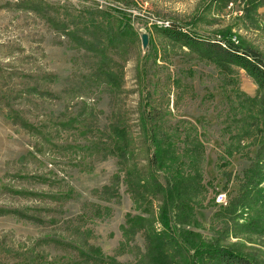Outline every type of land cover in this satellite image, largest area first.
I'll return each mask as SVG.
<instances>
[{"label":"rangeland","instance_id":"1","mask_svg":"<svg viewBox=\"0 0 264 264\" xmlns=\"http://www.w3.org/2000/svg\"><path fill=\"white\" fill-rule=\"evenodd\" d=\"M116 10L131 18L120 43L106 32L119 25ZM170 25L204 39L230 35L264 55V0H0V264H83L69 242L77 237L111 264H153L148 249L170 197L140 188L136 198L131 190L152 172L151 125L177 144L171 160H160L162 187L177 171L201 174L199 192L195 182L186 185L198 198L179 226L185 235L264 264V223L241 233L237 220L246 214L226 210L264 135V123L253 126L260 113L264 120L258 85L244 69L168 39L159 27ZM86 39L104 43L108 56ZM120 128L126 157L115 152L112 133ZM246 128L238 144L235 135ZM199 134L201 145L188 156L184 140ZM219 192L227 193L226 206L215 201ZM129 214L147 221L125 235ZM185 257L177 264H190Z\"/></svg>","mask_w":264,"mask_h":264},{"label":"trees","instance_id":"2","mask_svg":"<svg viewBox=\"0 0 264 264\" xmlns=\"http://www.w3.org/2000/svg\"><path fill=\"white\" fill-rule=\"evenodd\" d=\"M115 17L119 23L118 27L115 31L113 30L114 33L112 29H110L111 31L106 29V32L107 36H111V41L117 40L118 43H120V41L126 37V33L130 28L131 18L119 10H116ZM159 28L168 39L200 51L203 56H206L220 66H237L244 69L258 85L260 93L259 106L261 112L264 114V55L259 50L251 45L244 44L242 41L230 35H218L219 39L211 40L193 34L194 31L192 29L186 31L175 25ZM87 42L96 47L97 55L100 54L99 56L102 58L108 56L104 43H102L100 47L99 41H89L86 39L84 44L86 45ZM105 77L111 82L115 74L109 69ZM262 118L263 116L261 113L259 116L254 117L253 126H256L258 121L264 123ZM246 125H248V123ZM117 132L118 135L112 133L116 144L115 152L119 157H126L128 155V147H126L125 128H120ZM249 132L250 130L246 128L244 134L240 136L237 134L235 135L238 144L239 139L246 136ZM149 133L151 142L156 143V148L149 164V168H152V172H150L148 177L144 178V180L139 178L138 184L135 185L131 183V190L135 192L133 194L136 198L142 196L140 188H148L153 195H160L162 193V196L165 194L166 197H170V200H164L165 202H163L164 205L162 207L159 206V218L163 227L161 230L154 233V240L150 245L152 249H148V254L151 255L153 264H158V260H164L163 264H177V259L179 257H185L183 250L186 248L192 251L190 258L185 257L186 261L190 264H201L206 258L214 261L216 264H260L256 262L257 260L231 247L216 245L213 241H208L205 238L203 240L199 238L192 242L191 239L185 235L186 233L179 226L181 223H186L183 221V218L186 219L185 216L193 209L198 198L195 191L188 189L186 185L195 182L196 189H194L199 192L202 187L201 174L193 178L189 173H187V176H182L181 173L177 171L176 176H179V178H176V176L173 177L175 181L171 183L169 189L166 190L165 187H162L159 179L156 177V172L161 166L160 160L163 158L165 160H171L172 156L176 153L177 144H174L173 137L170 136L169 132H158L153 125L150 126ZM184 142H187V146H190L189 149H187V155L191 156L195 154L197 146L201 145L202 141L199 134V136L196 135L193 139H185ZM258 143H261V146L258 147L257 154L253 158L251 166L244 173L242 191L237 197H234L229 207L226 208L228 212L233 214L241 212L239 217L246 214L244 223H240L239 219L237 220V226L241 233H251V231L258 232V230L261 229L260 223H264V135L259 136ZM164 148L167 150L162 152ZM233 150L234 149L227 148L226 154L228 156L232 155ZM161 153H164V157L161 156ZM177 154H179V152H177ZM126 173L132 175L133 170L127 169ZM174 195L176 197L172 198ZM251 214H254L253 218L250 217ZM146 221V217L129 214L127 217L128 225H124L123 228L124 234H134L135 231L144 227ZM179 230L184 233L182 239L179 237ZM153 231L154 229L151 230V232ZM188 234H192V232L189 231ZM197 234L201 236V234ZM69 242L71 246L79 252L78 257L83 258V264H111L110 261L112 259L105 256L101 249L87 242H82L78 237L70 239ZM170 250L173 251L171 254L169 253ZM153 251L159 255L157 258L153 256ZM164 251L167 253L165 258Z\"/></svg>","mask_w":264,"mask_h":264},{"label":"built area","instance_id":"3","mask_svg":"<svg viewBox=\"0 0 264 264\" xmlns=\"http://www.w3.org/2000/svg\"><path fill=\"white\" fill-rule=\"evenodd\" d=\"M215 201L219 205L226 206L228 204L227 193H225V192H219V193H217L215 195Z\"/></svg>","mask_w":264,"mask_h":264},{"label":"water","instance_id":"4","mask_svg":"<svg viewBox=\"0 0 264 264\" xmlns=\"http://www.w3.org/2000/svg\"><path fill=\"white\" fill-rule=\"evenodd\" d=\"M142 41H143V47L144 48L147 47V45H148V34L144 33L142 35Z\"/></svg>","mask_w":264,"mask_h":264}]
</instances>
